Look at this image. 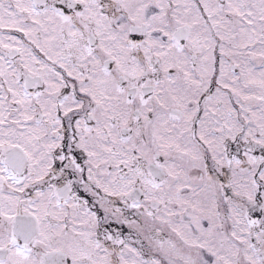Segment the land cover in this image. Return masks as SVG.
Returning a JSON list of instances; mask_svg holds the SVG:
<instances>
[{
  "label": "snow or ice",
  "instance_id": "snow-or-ice-1",
  "mask_svg": "<svg viewBox=\"0 0 264 264\" xmlns=\"http://www.w3.org/2000/svg\"><path fill=\"white\" fill-rule=\"evenodd\" d=\"M0 264H264V0H0Z\"/></svg>",
  "mask_w": 264,
  "mask_h": 264
}]
</instances>
